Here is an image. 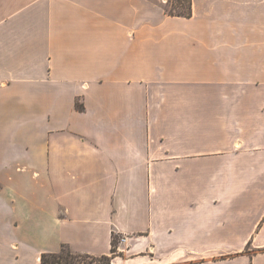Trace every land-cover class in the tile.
Segmentation results:
<instances>
[{"label":"crops","instance_id":"crops-1","mask_svg":"<svg viewBox=\"0 0 264 264\" xmlns=\"http://www.w3.org/2000/svg\"><path fill=\"white\" fill-rule=\"evenodd\" d=\"M113 235L264 264V0H0V264Z\"/></svg>","mask_w":264,"mask_h":264},{"label":"trees","instance_id":"trees-1","mask_svg":"<svg viewBox=\"0 0 264 264\" xmlns=\"http://www.w3.org/2000/svg\"><path fill=\"white\" fill-rule=\"evenodd\" d=\"M165 13L170 15H183L189 16L191 14V5L189 0V6L185 11H174V10H166L164 9ZM75 107L78 110L82 109V104L76 102ZM115 236L113 235L112 238V246L110 254L101 255V256H93L86 253H78L74 252L70 249L69 246L62 244L59 251L56 253H42L41 254V264H95L97 261L101 259H105V264H110L111 258L117 253L114 249V240Z\"/></svg>","mask_w":264,"mask_h":264},{"label":"rangeland","instance_id":"rangeland-1","mask_svg":"<svg viewBox=\"0 0 264 264\" xmlns=\"http://www.w3.org/2000/svg\"><path fill=\"white\" fill-rule=\"evenodd\" d=\"M152 1H156L157 3H160L163 6V8L166 10L185 11L189 6V0H152ZM190 5H191V0H190ZM114 245H115L114 249L118 253L117 238H115L114 240ZM117 253H115V255ZM95 264H105V259H101L100 261H97V263Z\"/></svg>","mask_w":264,"mask_h":264},{"label":"built area","instance_id":"built-area-1","mask_svg":"<svg viewBox=\"0 0 264 264\" xmlns=\"http://www.w3.org/2000/svg\"><path fill=\"white\" fill-rule=\"evenodd\" d=\"M124 240V237H120V241H123Z\"/></svg>","mask_w":264,"mask_h":264}]
</instances>
